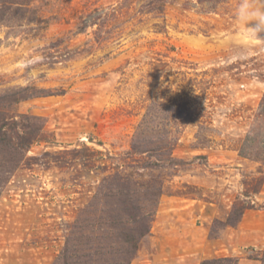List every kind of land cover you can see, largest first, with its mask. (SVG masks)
I'll list each match as a JSON object with an SVG mask.
<instances>
[{
	"label": "rangeland",
	"instance_id": "rangeland-1",
	"mask_svg": "<svg viewBox=\"0 0 264 264\" xmlns=\"http://www.w3.org/2000/svg\"><path fill=\"white\" fill-rule=\"evenodd\" d=\"M165 1L0 0V264H260L264 33L239 0ZM147 162L162 194L134 223L103 180Z\"/></svg>",
	"mask_w": 264,
	"mask_h": 264
},
{
	"label": "trees",
	"instance_id": "trees-1",
	"mask_svg": "<svg viewBox=\"0 0 264 264\" xmlns=\"http://www.w3.org/2000/svg\"><path fill=\"white\" fill-rule=\"evenodd\" d=\"M166 4L165 0H146V4L144 5L145 8L148 9L149 12H158L161 13L163 11V8ZM148 127L147 122H145L144 124L142 123L139 127V130L137 131V134L134 138V142L131 146L130 152L129 154H131V156H136V155H148L150 154L151 150H145L142 151L141 150V145L143 143V140L140 136L143 135L142 131H145V129ZM172 147V146H171ZM165 148H168V144L167 146H165ZM170 148V146H169ZM161 150V148H159ZM172 149V148H171ZM151 157V154H150ZM149 158V157H148ZM161 163L163 162L162 160H159ZM170 162V166H174L177 165L175 164L173 161H168ZM165 163V161L163 162V164ZM153 165L151 162H147L145 164V166H138L140 167V172L135 171L136 168H132L131 171H127L126 166H120L122 168V170H117L116 173L114 174V176H108L106 179H104V182H107L106 180H111L113 179V181L116 183L118 189H120L117 193L118 196H120L121 198H123L120 201V205L123 206L122 208V213L121 214H126V216H128V220H133L134 223H137L139 221L143 222L146 218L148 221V218L150 219V217L152 216V212L148 211V207L155 205L154 203L156 202L155 200L158 199L161 194H162V187H154L151 186L150 183H146L145 185L140 184L139 180L142 179L143 175H141L142 172L151 170L153 168ZM165 166V165H164ZM133 184H139L138 186H140L141 188L144 187L145 190V194L142 195V202L144 203V207L143 209H145V213L143 211H141V208H139L138 206L134 207L131 204V200L130 198V187ZM133 202V201H132ZM141 202V203H142ZM130 206V209L128 210L126 206ZM253 206H243L240 210L237 211L238 215H237V219L236 222L233 224H230L231 227H234L237 225V223L240 221V219L243 217L244 213L246 210H250L253 209ZM139 220V221H138ZM128 222V221H127ZM127 222H125L124 224H127ZM126 226V225H125ZM109 229H115L118 227V224H109L108 225ZM122 232H121V237L124 241V243L126 244L127 248H128V252L129 255L133 254L137 249H138V244H139V239H141L142 237H144L145 235H147L149 232V227L148 224H145L142 226H138L135 229H131V228H121ZM254 260H257L260 262V264H264V251L257 253L254 256ZM129 261V260H127ZM205 264V263H204Z\"/></svg>",
	"mask_w": 264,
	"mask_h": 264
},
{
	"label": "clouds",
	"instance_id": "clouds-1",
	"mask_svg": "<svg viewBox=\"0 0 264 264\" xmlns=\"http://www.w3.org/2000/svg\"><path fill=\"white\" fill-rule=\"evenodd\" d=\"M234 19L243 27L245 37L261 40L259 34L264 33V0H239Z\"/></svg>",
	"mask_w": 264,
	"mask_h": 264
}]
</instances>
